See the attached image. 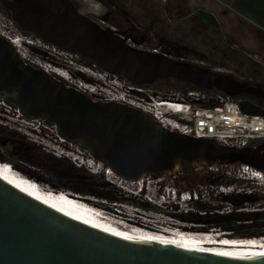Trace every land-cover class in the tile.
Here are the masks:
<instances>
[{
	"label": "water",
	"instance_id": "1",
	"mask_svg": "<svg viewBox=\"0 0 264 264\" xmlns=\"http://www.w3.org/2000/svg\"><path fill=\"white\" fill-rule=\"evenodd\" d=\"M0 0L21 32L88 60L132 85L172 79L193 88L242 97V113L264 116L244 95L264 100V90L233 75L141 49L84 13L94 0ZM0 98L25 120L42 122L56 137L86 152L124 180L172 179L197 169L241 165L264 176V139L257 146H230L212 138L162 127L148 113L119 101H100L57 74L22 60L0 36ZM3 145L4 142H1ZM247 211L196 222H249ZM0 264H264V250L198 252L119 236L85 224L0 177Z\"/></svg>",
	"mask_w": 264,
	"mask_h": 264
},
{
	"label": "rangeland",
	"instance_id": "2",
	"mask_svg": "<svg viewBox=\"0 0 264 264\" xmlns=\"http://www.w3.org/2000/svg\"><path fill=\"white\" fill-rule=\"evenodd\" d=\"M94 2L96 4L93 9L95 13L111 11L113 16V13L118 12L121 18L127 19L126 26L133 24L136 27L149 30L154 36L155 42L148 46H142L141 49L169 51L175 54L177 59L231 74L239 80L248 81L264 90V19L260 21L258 18V16L260 18L264 16V0H253L252 4L246 5L244 8L236 0H183L180 7L175 0H94ZM199 11H205L214 16L218 24L217 31L203 27L196 21ZM1 24L6 25L4 34L8 35L7 31L10 30L11 35L12 33L13 35L17 34L21 36V39L26 37V39H33L36 42L35 45L22 42V47L18 48L12 45L15 50L26 56L27 63L36 67L42 65L48 67L47 64L52 67L59 66L60 72L65 77H61V79L67 85L83 84V86H87L96 92L85 91L95 100H101L108 94L113 96L116 94V96L125 99V94H128V81L126 82L124 78L110 75L92 65L88 60L76 55H70L55 47L54 50L52 44L48 45L49 43L34 34L28 35L21 32L9 13L0 5V29H3ZM9 25L12 28H9ZM40 41L49 47L41 46ZM38 64L41 65L38 66ZM172 82L176 81L168 79L156 84ZM147 87H151L147 91L155 92L162 97L185 94V92L174 88L165 90L153 87V85ZM251 95L253 94L251 93ZM236 98L242 99V97ZM258 99L263 101L261 97ZM262 101L258 104L264 106V101ZM15 109L13 105L0 98V159L8 162L11 166L13 164L15 167H12L15 171L23 175L25 179L31 178L32 180L29 179L31 184L48 195L52 193L54 194H51L52 197L62 199V201H75L76 205L78 203L82 205L80 202L82 201L97 208L99 212L82 205L84 210L93 211L103 218L106 217L109 226L117 231L128 232L129 229H135L142 233L161 235L175 232L150 231L132 226L144 223L157 227V229L165 227L173 230L176 227L179 229L176 232L181 233H185L181 230L205 232L216 236L217 240L218 237H224L226 240L228 235L225 234H230L231 228L239 226L237 227L239 235L235 238L228 237V239L259 241V237H264V218L249 222L241 221L239 224L236 221H230L228 224L230 228L218 225V222V224L203 223L204 227H197L200 225H196L198 223L193 220L197 219L192 215L184 218L178 216L184 213L179 211V205L176 204H171L176 206V210L170 206H160L155 210H145L144 212L140 209V212H137L130 207L133 205L132 202L126 200L133 197L127 195L128 192L125 191L127 183L124 179L105 174L104 170L99 171V168L98 171H94L97 165L101 166L99 162L92 159L93 163L86 152L61 142L56 137L55 131L42 122L35 120H24L23 122V118L17 116ZM1 142L4 144L2 145ZM75 156L88 159L93 168L86 164L79 165L78 160H74ZM209 170L215 171V168L197 169L191 173L192 175L181 174L175 179H161L158 183L176 187L177 184L193 185L197 177H201L203 172ZM252 171V169H246L241 165L224 166L223 172L231 178H236V182L230 186L199 185L196 187V191L202 197L200 202L207 205L206 213L224 211L223 216H225L237 212H247L245 210L264 212V177L261 180H251ZM149 184L156 185L157 180L150 179ZM71 188H76L78 191L71 190ZM53 190L62 192L56 193ZM95 193L113 196L116 194L125 198V201L115 203L96 196ZM226 195L232 196L235 202L223 199ZM60 196L61 198H59ZM235 204L240 205L236 206ZM194 207L204 211V209H198L196 204ZM225 212L228 213L225 214ZM126 213L134 220H126ZM249 233H251L250 236L247 235Z\"/></svg>",
	"mask_w": 264,
	"mask_h": 264
},
{
	"label": "built area",
	"instance_id": "3",
	"mask_svg": "<svg viewBox=\"0 0 264 264\" xmlns=\"http://www.w3.org/2000/svg\"><path fill=\"white\" fill-rule=\"evenodd\" d=\"M1 26L3 27V29H0V36L7 39L14 46L18 45L17 48L22 47V42H26L30 45H35L36 42L33 39H26V37H24V39H21V36H18L17 34L13 35L12 33L11 35L10 30L7 31L9 33L8 35L4 34V27H6V25L1 24ZM9 28L12 27L9 25ZM27 34L32 35L30 33ZM39 44L44 47H49L48 45H50H44L41 41ZM54 47L55 46L52 45L53 49ZM153 51L156 50L153 49ZM70 62L72 63V60H70ZM38 65L40 66L41 64ZM47 66L50 68L42 65L43 68H46L49 71L48 73L52 72L58 75V73H56L53 69H57L58 71H60L59 66L52 67V65L49 64H47ZM127 85L128 94H125V99L124 97L116 96V94H114V96L108 94L100 101L115 98V101L123 102L131 107L148 113L164 128L172 131H177L185 135H192L201 138H212L225 145L245 146L248 140L251 138L264 139V116L248 115L242 113L239 107V102L241 100L240 98L230 97L214 90L206 91L196 88H192L186 91L183 96L167 95L162 97L155 92L153 93L147 91L151 87L148 88L144 85H132L129 82H127ZM90 93L96 92L92 90V92ZM126 96L132 98H127ZM163 102L164 104H161ZM260 107L264 109V106ZM15 110L17 112V116H21L19 111L17 109ZM22 120L24 122L25 119L23 118ZM79 158V156H75L74 158V160H78L79 165L86 164L90 168H93V165L88 162V159ZM91 161L94 163L92 158ZM98 168L99 171L104 170L105 174L108 173V168H102V166L99 167L98 165L94 171H98ZM151 180H157V184L153 186L149 184L150 178L132 181L125 180V182L127 183L125 185V191L128 192L127 195L129 197L138 199L152 207L150 209H145L137 205H135L134 207L133 205H131L130 207L134 210L140 212L139 210L142 209L145 212V210L150 211L158 209V207L160 206H170L171 208H174V210H176V206H174L176 204L179 205V211H183L184 214L189 212L198 213V215L202 216L207 214L206 211L197 210L195 207L193 208L196 202L202 201V197H200V194L196 191V189L184 191L173 185H161V183H158L161 179ZM215 213L217 215L223 216L224 211H215ZM227 213L228 212H225V214ZM173 218L176 217L173 216ZM129 220L133 221L134 219L130 217ZM197 220H193L195 221V223H198L196 225H200L197 227H204V224L201 222H196ZM142 224L144 223H141L138 226L143 229L147 227V229L155 231H179V229L176 227L173 230L165 227H158L157 229V227ZM133 226L137 227L136 224ZM183 232L194 235L204 234V232ZM258 239H264V237H259Z\"/></svg>",
	"mask_w": 264,
	"mask_h": 264
},
{
	"label": "bare ground",
	"instance_id": "4",
	"mask_svg": "<svg viewBox=\"0 0 264 264\" xmlns=\"http://www.w3.org/2000/svg\"><path fill=\"white\" fill-rule=\"evenodd\" d=\"M17 46L18 45H15L14 47H17ZM16 51L18 52L21 59L25 61L26 56H23L18 50ZM39 68L47 73L49 72L46 68H43L42 66H40ZM53 70H55V72L58 73V76L65 78L64 75L60 71H58L57 69H53ZM77 86L81 90L92 92L91 89H89L87 86L86 87L83 86V84L81 85L78 84ZM112 100L115 101V98L110 99V100H105V101H112ZM161 104H164V102ZM107 174H111L113 177H116V175H114L110 170H108ZM0 177L10 182L17 188L23 190L24 192L32 195L34 198L44 202L45 204L55 208L56 210H59L60 212L76 220H79L85 224H89V225L101 228L103 230L112 232L114 234H117L119 236H123L126 238L140 240L144 242H153V243L171 246L174 248H179L182 250H190V251H198V252L264 250V239H260L259 241H255V240L248 241V239H246V241H237V240H230L228 239V237H226V240H224V237H218V240H217L216 236H213L205 232L203 235H200V234L194 235V234H187V233H181V232L175 231V232H167V233L165 232L167 235H161V234H155V233H152V234L142 233V231H135V229L133 230L129 229L128 232L117 231L115 228L109 226V223H108L109 221L105 219L106 217L103 218L95 214L93 211L90 212V211L84 210V207H82V205L84 204L80 205V203H78V205H76L75 201L74 202L64 201V200L62 201V199L52 197V195H54L52 193L48 195V193L42 191L40 188L31 184V181H29V179H25L23 175H20L17 171L10 169L8 166L0 164ZM59 198H61V196ZM145 230L155 231V230H151L147 228H145ZM182 231H185V230H182ZM158 232H162V231H158ZM222 233H225V232H222ZM220 239H222V241H220Z\"/></svg>",
	"mask_w": 264,
	"mask_h": 264
},
{
	"label": "trees",
	"instance_id": "5",
	"mask_svg": "<svg viewBox=\"0 0 264 264\" xmlns=\"http://www.w3.org/2000/svg\"><path fill=\"white\" fill-rule=\"evenodd\" d=\"M175 1L177 2V5L179 7H180V5H182L181 1H183V0H175ZM236 1L243 8L246 5L249 6L253 2V0H245V1L236 0ZM258 18L260 19V21H263L264 16H262V18H260L258 16ZM196 21L203 27L211 28V29H213L215 31L218 30V24H217L216 19L214 18L213 15H211L208 12H205V11L197 12ZM153 87H156L158 89H165V90H168L170 88H174L175 90H181L183 92H186V91H188V90L193 88V87H191V86H189L187 84L181 83V82H172V83H165V84H154ZM262 141H263L262 138L249 139L245 146L254 147V146H257L258 144H260ZM0 164L8 166L12 170H14L13 167H15L13 164H12V166H13L12 167L8 162H5V161H3L1 159H0ZM223 168H224V166H217V167H215V171L209 170V171L203 172L201 177H197L194 180V182H193L194 184L193 185L192 184H188L187 186H185V185L177 184V187H179L180 190L186 191V190H194L199 185H201V186H203V185L230 186L234 182H236L237 180H236V178H231L230 176L225 174L223 172ZM188 175L189 174L184 175V176H188ZM190 175H192V174H190ZM29 176L28 177L26 176V177L29 178ZM175 178L176 177H174V179ZM29 179H31V178H29ZM71 190L78 191L76 188H71ZM54 192L61 193L62 191H58V192L54 191ZM95 195L99 196V197H103L104 199L112 201V202H115V203H117V202L122 203V201H125V198L119 197L116 194L113 196V195H104V194L102 195L100 193H95ZM223 199H227V201L235 202V201H233L232 196H227L226 195V196L223 197ZM126 200H128V201L130 200V202H132L131 204H133V205L135 204V205L140 206V207L145 208V209L152 208L151 206H149V205L145 204L144 202L139 201V200H137L135 198H130V199L127 198ZM195 204H196L198 209H204V211H205V209L207 208V205L202 204V202H196ZM235 205L238 206L240 204H235ZM191 215H192V217H195L196 219H202V220L220 217V215H217L215 213L206 214V215L202 216V215H198L197 213H194V212H189V213H186V214H179L178 216L181 217V218H184V217H188V216H191ZM218 223H217L218 225H223L224 227H229L226 221H219ZM247 235L250 236L251 233H249Z\"/></svg>",
	"mask_w": 264,
	"mask_h": 264
},
{
	"label": "flooded vegetation",
	"instance_id": "6",
	"mask_svg": "<svg viewBox=\"0 0 264 264\" xmlns=\"http://www.w3.org/2000/svg\"><path fill=\"white\" fill-rule=\"evenodd\" d=\"M73 1H74L75 5H77L76 0H73ZM111 14H112L111 11H108L106 13H95V12L84 13V15H86L90 19L94 20L95 22L99 23L101 25V27L109 28L114 33H117L121 36H125L127 38V42L130 45H133L132 43L134 42V43L139 44L138 47L140 48L142 46H148L150 43L155 42L154 36L152 35V33L149 30H144L143 28L136 27L133 24H130V26H126L125 21L127 19L125 17L121 18L120 14L118 12L113 13L114 14L113 16ZM156 52H164V53H167V54L176 58V55L169 52V51H163V50L158 51V50H156ZM251 85H253V84H251ZM244 97H246L247 99H249L251 102H253L255 104H258L260 101H262V100H259L258 97H256V95H254V94L253 95H251V94L244 95ZM258 105H260V104H258ZM245 211H249V210H245ZM125 215H126L125 216L126 220H129L130 216H128V213H126ZM136 215H138V214H136ZM229 223H230V221L227 222V224H229ZM237 223L239 224V222H237ZM237 227H239V226L231 228L230 230L232 232L230 234H225V235H228L227 237H233V238L237 237V235H239L237 233V232H239L238 231L239 229ZM228 228H230V226Z\"/></svg>",
	"mask_w": 264,
	"mask_h": 264
},
{
	"label": "snow or ice",
	"instance_id": "7",
	"mask_svg": "<svg viewBox=\"0 0 264 264\" xmlns=\"http://www.w3.org/2000/svg\"><path fill=\"white\" fill-rule=\"evenodd\" d=\"M249 243H251V242H249Z\"/></svg>",
	"mask_w": 264,
	"mask_h": 264
},
{
	"label": "clouds",
	"instance_id": "8",
	"mask_svg": "<svg viewBox=\"0 0 264 264\" xmlns=\"http://www.w3.org/2000/svg\"><path fill=\"white\" fill-rule=\"evenodd\" d=\"M258 173V172H257Z\"/></svg>",
	"mask_w": 264,
	"mask_h": 264
}]
</instances>
